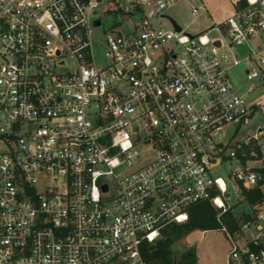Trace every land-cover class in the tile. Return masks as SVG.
Segmentation results:
<instances>
[{"label": "built area", "instance_id": "1", "mask_svg": "<svg viewBox=\"0 0 264 264\" xmlns=\"http://www.w3.org/2000/svg\"><path fill=\"white\" fill-rule=\"evenodd\" d=\"M178 1L0 0V264H150L144 243L190 206L224 205L223 161L245 164L229 180L264 182V126L232 145L224 131L263 105L264 0H229L197 34L166 13ZM230 238L227 264H264V209Z\"/></svg>", "mask_w": 264, "mask_h": 264}, {"label": "rangeland", "instance_id": "2", "mask_svg": "<svg viewBox=\"0 0 264 264\" xmlns=\"http://www.w3.org/2000/svg\"><path fill=\"white\" fill-rule=\"evenodd\" d=\"M192 4H196L200 8L198 14L192 13ZM232 12L233 6L229 0H180L166 10V13L170 17L175 19L185 31L191 34L207 32L213 24L222 22ZM120 18L121 16H117L112 10L109 11V13H104L102 25L95 29L93 36L94 53L96 63L100 65L103 64L102 45H104V43H99V41H103L105 33L112 29V27L119 22L118 19ZM153 22L156 25H162L167 29L173 28V23L168 17H156ZM128 24L129 26H132V22L129 21ZM210 34L216 35L217 32L211 31ZM251 43L254 47L258 45L256 40H252ZM221 51L227 52L230 55L233 53V49L227 47L222 48ZM248 66L247 62H243L230 71V75L235 84L243 91H245L251 83L250 80L247 79L246 74ZM260 89V93L264 92V85ZM262 102L263 105L255 111L248 124L239 126L235 124H228L225 127L224 131L226 133L227 142L232 140V145L237 139L253 135L260 125L264 126V98ZM149 147L150 146L148 145H140L142 151L148 149ZM249 162L251 164L260 165V163L256 160H250ZM244 166V161L240 157H236L223 161L220 165L213 169V174L224 177L229 186V191L223 198L224 205L220 206L212 202L220 209L221 213L231 207L233 212L237 215H240L242 212H252V217H254L258 211L264 209V201L255 206L249 205L241 193L240 183L235 178H232L231 180L228 178L229 174L244 168ZM237 233H241V230H238L235 233H229L225 228L205 231L196 229L189 232L183 238L177 240L172 247L177 255H182L185 251L193 249L195 252V257L192 262L193 264H227V255L232 248L230 235L235 237Z\"/></svg>", "mask_w": 264, "mask_h": 264}, {"label": "trees", "instance_id": "3", "mask_svg": "<svg viewBox=\"0 0 264 264\" xmlns=\"http://www.w3.org/2000/svg\"><path fill=\"white\" fill-rule=\"evenodd\" d=\"M263 183L258 186L247 188L241 186V193L251 206L258 205L264 201ZM188 219L184 222H173L163 229L161 236L154 242H145L142 251L145 259L150 264H193L195 252L193 249L177 255L173 250V244L186 236L189 232L200 230H211L225 228L230 233L241 230L244 222L254 219L252 212H242L237 215L232 208L223 213L212 201L205 200L193 204L188 209Z\"/></svg>", "mask_w": 264, "mask_h": 264}, {"label": "water", "instance_id": "4", "mask_svg": "<svg viewBox=\"0 0 264 264\" xmlns=\"http://www.w3.org/2000/svg\"><path fill=\"white\" fill-rule=\"evenodd\" d=\"M97 24H100L101 23V20H97V22H96ZM176 26H177V28L178 29H180L181 27L178 25V24H176ZM246 47L245 46H243V45H241L240 47H239V50L241 51V52H244V51H246ZM107 185H104V189H107Z\"/></svg>", "mask_w": 264, "mask_h": 264}]
</instances>
